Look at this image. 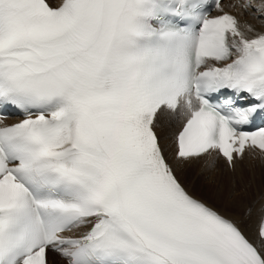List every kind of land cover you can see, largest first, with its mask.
I'll list each match as a JSON object with an SVG mask.
<instances>
[{
	"label": "snow or ice",
	"instance_id": "6c2138e0",
	"mask_svg": "<svg viewBox=\"0 0 264 264\" xmlns=\"http://www.w3.org/2000/svg\"><path fill=\"white\" fill-rule=\"evenodd\" d=\"M247 152L264 27L220 0H0V264H264V202L245 229L178 171Z\"/></svg>",
	"mask_w": 264,
	"mask_h": 264
},
{
	"label": "bare ground",
	"instance_id": "6f19581e",
	"mask_svg": "<svg viewBox=\"0 0 264 264\" xmlns=\"http://www.w3.org/2000/svg\"><path fill=\"white\" fill-rule=\"evenodd\" d=\"M220 3L242 22L247 21L257 29L264 27L260 18H254L250 13H243L230 6L237 3V0H220ZM178 171L183 182L196 195L240 222L245 229H256L259 208L264 202V155L247 152L232 167L221 157H216L215 167L212 168L207 166L205 159L194 160L179 164ZM194 174L196 176L193 178ZM49 260L51 264H66L53 252L49 253Z\"/></svg>",
	"mask_w": 264,
	"mask_h": 264
},
{
	"label": "rangeland",
	"instance_id": "374dc122",
	"mask_svg": "<svg viewBox=\"0 0 264 264\" xmlns=\"http://www.w3.org/2000/svg\"><path fill=\"white\" fill-rule=\"evenodd\" d=\"M195 176H196V174L193 175V178H194ZM190 183H191V181H190Z\"/></svg>",
	"mask_w": 264,
	"mask_h": 264
}]
</instances>
